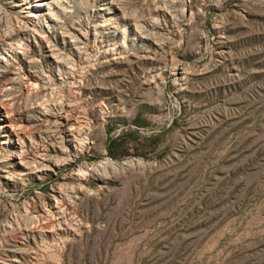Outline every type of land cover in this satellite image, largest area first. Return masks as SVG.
<instances>
[{"label":"rangeland","instance_id":"obj_1","mask_svg":"<svg viewBox=\"0 0 264 264\" xmlns=\"http://www.w3.org/2000/svg\"><path fill=\"white\" fill-rule=\"evenodd\" d=\"M50 3L0 0V264H264V0Z\"/></svg>","mask_w":264,"mask_h":264},{"label":"bare ground","instance_id":"obj_2","mask_svg":"<svg viewBox=\"0 0 264 264\" xmlns=\"http://www.w3.org/2000/svg\"><path fill=\"white\" fill-rule=\"evenodd\" d=\"M50 5H52L50 0H37V4H34L32 7H35V12L37 13L38 17H42L45 15L42 14V12L45 11V9H49Z\"/></svg>","mask_w":264,"mask_h":264}]
</instances>
